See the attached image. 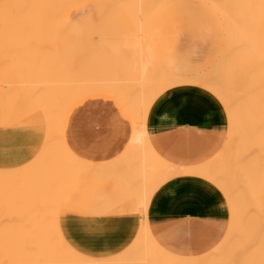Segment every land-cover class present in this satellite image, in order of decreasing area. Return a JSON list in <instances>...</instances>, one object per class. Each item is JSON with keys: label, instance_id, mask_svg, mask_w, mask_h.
Masks as SVG:
<instances>
[{"label": "bare ground", "instance_id": "6f19581e", "mask_svg": "<svg viewBox=\"0 0 264 264\" xmlns=\"http://www.w3.org/2000/svg\"><path fill=\"white\" fill-rule=\"evenodd\" d=\"M161 1L162 0H137V2L140 5H147V6L149 4L159 3ZM168 1L174 2L177 0H168ZM180 1H184V0H180ZM193 1L194 0H191L190 2L192 3ZM195 1L201 3L206 2L207 4L208 1L214 2L216 0H195ZM219 1L218 2L216 1L218 5L220 4ZM227 1L231 3V0H225V3ZM256 1H261V0H252V3L256 5L255 3ZM243 2L245 3V0H243ZM261 3H264V0ZM226 4H224L223 2L222 5H226ZM57 5H58V0H0V68L4 66L3 69L0 70V85L2 83H9V82H13L14 84H19L17 89L10 93H0V200L7 199L9 197L10 184L18 178H33L30 183L27 182L21 183L24 185H31L32 187H34L33 189H37V187H39L38 185L51 183L54 178L53 169L51 165L46 166L45 163L42 161V157L40 155L41 152L43 151L42 148L48 145L49 140H51L50 129L54 121L57 120L58 122L60 118V116L55 115V110L57 104L56 100L59 99L60 96L58 95L61 94V89L63 91V87L57 85L58 84L57 80L60 79V76H62V74H60L61 73L59 70L60 68L58 67L62 66L64 64V61L62 60L57 50L54 49V44H52V48L49 46L51 40L50 37L48 36L51 31L52 25H54V23L57 20V15L54 13V8ZM251 5H249V10L250 9L256 10V8L255 9L253 8L254 5L250 7ZM244 8H246V6H244ZM227 14L228 13H226L225 15ZM251 15L253 16V13H251ZM254 21L251 22L254 23ZM217 22L218 21H216V24H220ZM253 23H250V25H252ZM221 28L223 27L221 26ZM239 31H240L239 33H241V31L243 30H239ZM236 32H238V30H236ZM224 33H226V31ZM142 38L144 39V36ZM138 42H140V40ZM135 44L139 45L137 43ZM143 47L145 46L143 45ZM147 50H149V47ZM147 56L152 59L151 61H153V63H155L153 59V55L149 53L147 54ZM261 56H263V60L260 59L261 60L259 65L260 68L257 69H259V74L260 73L262 74L260 75L258 74L255 78H252L249 81H247V78L245 76L247 72L246 71L247 64L243 63V70L241 72V77L239 78V82H237L236 79V82L239 83V85L235 87L236 89L233 88L232 85H231L232 87L230 86L231 88H228L226 85L222 84L219 81V78L221 77L218 78V76L214 74L217 73L216 67L213 66L214 68L211 67L210 69L211 63H208L210 59H208V61L205 60L207 61L208 64H210L209 66L206 63L209 66V68L208 67L206 68L207 65H205L204 69H201L203 73V77L205 75L206 80L199 82L193 81L194 78L193 80L189 79L188 75L189 73L190 74L193 73L192 69H190L192 73L188 72V74H186L188 70H184L183 75L170 74L164 78H155L153 74L155 68L153 67L154 64L152 66L153 68L152 67L150 68L151 71L150 69H146L144 67L140 70L141 78L143 79L147 78L149 81L150 93L146 97L147 99L143 98V100H140V104L138 103L140 105L138 106L139 107L138 114L136 113L134 116H132V118L130 116V118L132 119L133 129H132V136L130 137L131 146L130 144H128L129 146L127 145L131 153V156H133V154L135 156L137 154L141 156V158H139L138 155V158L141 159V161L139 160V162L141 163L142 166L141 165L138 166H141L143 168V165H145L144 168H146L147 160L148 159L150 160L152 157H154L152 156L151 158H149L146 157L145 155L151 149L145 134V118L147 112L153 103H157L159 100L163 99L164 97L168 96L173 92L188 90L190 88H198L203 90V92L208 94L211 98L219 101V103L223 106L226 117V124H227L225 139L221 147V150L218 153H216L209 161L200 163L192 167H182V169L181 168L178 169L175 166H169L168 164H165V162L163 163L159 159L160 157L158 158L157 155L155 156L156 161H153L154 159L152 158L153 159L151 162L152 164L154 162H157L159 164L163 163L167 168L169 166V169L172 172V173L169 172L171 174V177L177 174H184L188 176H198L202 179H206L210 181L222 192L226 200L225 201L226 205L228 206L227 210H229V219L227 221V225L226 228L224 229V232L213 244H211L208 247V249L196 255H184V262L182 261V258L180 259L179 257H176L174 254L168 253L167 264H221L220 261L222 262L223 259L219 255H222L225 248H226L225 254H227V257H229L228 255L230 254V257L234 258V263L236 264L237 263L240 264L241 261L242 264H264V124H260L261 122L260 123L258 122L259 120L264 121V85H263L264 84V62H263L264 54ZM82 58H85V56H81L80 58H78L77 60L78 65H80L81 60H84ZM212 59L215 60L217 58H212ZM2 60H4L3 63H1ZM203 60L200 61L204 62ZM233 60L231 62H233ZM188 61L186 62L187 66L189 64ZM82 62H85V60ZM193 63L198 64L197 62H193ZM130 65H133V63L131 62ZM202 65L201 66L199 65L198 68L202 67ZM256 65H257V59H252V66H256ZM126 66L124 65V68ZM135 66L134 67L132 66L131 68L136 69ZM189 67L191 68V66ZM63 68L64 66L61 69ZM233 68L234 67L232 66V69ZM56 69H58L57 71H59V73L56 71ZM238 70L239 69H237V71ZM197 71L199 74L200 69ZM124 73L125 72H123V74ZM211 73H213L214 76H211L213 75ZM133 76L134 74L131 75V77ZM260 76L263 78H260ZM55 79L57 83L56 84L57 88L54 82ZM135 79H137V77ZM231 79L233 80V78ZM259 81L262 86L258 84ZM62 82L63 81H61L60 83ZM127 85H125L126 88H128ZM257 85H260L261 88L263 89H260V86ZM25 87L28 88L26 89ZM50 88L51 91H49ZM122 88L124 89L125 87L123 86ZM41 89H45V92L43 93ZM102 89L103 88H101V90ZM83 90H80V93L76 92V94H74L76 95L74 99L76 97H79L74 101V103L84 99L85 97L96 95V94H91L92 91L87 92L89 94H87L86 92L82 93ZM260 90L262 91V93ZM130 91L129 93H131ZM104 92L106 91L103 90V93ZM126 92L127 89L125 93ZM12 93L15 95L13 98H12ZM56 93L58 94L56 95ZM78 93L80 94V96L77 95ZM258 94H260V96ZM63 95L64 93H62V96ZM111 95L113 96V94ZM120 96L121 98L123 97V95ZM118 99H120V97ZM118 99L116 101H118ZM123 101H127V98L126 100ZM64 103L63 106L65 107ZM135 106H136V100H135ZM125 110L126 109H124V111ZM134 112H136V109L134 110ZM61 117L63 118V116ZM256 119L260 125L257 124ZM254 123L256 124L254 125ZM256 125H258L259 128ZM19 128H23V130H20L21 131L20 132ZM240 140L243 141L239 142ZM242 142L243 144H241ZM249 144H250V148L248 150ZM132 145H134V147L136 148H132L133 147ZM26 147L27 148L29 147L30 149H25ZM137 147L140 148L141 150L139 149L140 151H138ZM244 149L245 151H243ZM142 150L143 152L146 151L144 155L146 158H148L147 160H145V157L142 156L143 155L142 154L143 152L141 153ZM247 150L250 153H247ZM245 153L248 154V158H247V154L245 157L244 155ZM9 154L13 155L11 163H9L10 161L7 159V156ZM72 155L77 159L80 158V157L78 158L77 155L74 154ZM79 160L86 161L85 159L82 158H80ZM143 161H146L145 164H143ZM147 163H148V167H151L149 169H153L154 172L153 170H151L152 171L151 174L150 171H149L150 173H148L147 171L149 169L146 168L145 171L144 168L143 169L141 168L143 173L146 172L151 177L154 173L159 172L160 176H163V169H161L162 165L157 167L156 166L157 164L155 163L153 165L155 166L154 169L152 168L151 166L152 164L150 162ZM91 164L93 166V163ZM167 168L166 171L168 170ZM141 169H137V170H141ZM160 171L162 173H160ZM167 173L164 174L163 178L166 177ZM148 175L147 177H149ZM235 175L238 178L234 177ZM142 202L144 203V201H141L140 204L141 207L143 205ZM56 227L57 228H54L53 226L50 227L49 225L45 224L44 226L36 225L31 229H25L22 225L18 226V225H11L6 222H0V264H95L96 262H97L96 264H98V259L97 260L90 259L74 252L62 238V235L59 231V227L57 225ZM141 232L149 233V242H150L149 254L151 256L154 255L156 250L158 254L160 248L156 246L158 244L156 243L154 237L150 234L149 229L144 227V229H142ZM119 255L120 254H118V256ZM242 258L243 260H238ZM113 259H115V257ZM235 259H237L238 262L237 261L235 262ZM230 263L233 264V260Z\"/></svg>", "mask_w": 264, "mask_h": 264}, {"label": "crops", "instance_id": "0c3cea01", "mask_svg": "<svg viewBox=\"0 0 264 264\" xmlns=\"http://www.w3.org/2000/svg\"><path fill=\"white\" fill-rule=\"evenodd\" d=\"M94 97L73 104L65 125L66 147L53 149V207L56 211L58 205V227L66 244L82 256L111 259L136 243L145 222L158 246L172 254L184 257L208 249L226 228V200L206 179L184 174L171 177L169 166L192 167L221 150L227 128L223 106L198 88L173 92L151 105L145 118L151 149L142 150L141 155L154 156V160L145 157L150 163L157 155L169 165L151 163L154 169L155 163L162 165L163 176L170 172L164 179L159 172L153 177L144 172L147 177L141 156H131L133 113L125 116L109 96ZM69 217L87 222L81 232L67 229ZM147 247L142 241L132 250Z\"/></svg>", "mask_w": 264, "mask_h": 264}, {"label": "rangeland", "instance_id": "374dc122", "mask_svg": "<svg viewBox=\"0 0 264 264\" xmlns=\"http://www.w3.org/2000/svg\"><path fill=\"white\" fill-rule=\"evenodd\" d=\"M190 1L191 0H177L170 2L168 0H162L159 3L149 4L147 6L140 5L137 0H58V5L54 8V13L57 15V20L54 25H52L48 36L51 40L49 46L52 48V44H54V49L57 50L64 61V64L58 67L60 68V74H62L60 79L57 78L58 84L56 83V79L54 81L55 86L57 84L58 86L63 87V91L61 89V94L58 95L60 96V100H56L55 97L57 102L55 115L60 116V118L58 122L57 120L54 121L50 129L51 140H49L48 145L42 148L43 151L40 155L46 166L51 165L53 169V175V149H63L64 147L63 142L66 121L73 110L72 106L74 101L79 98L76 97L74 99L76 96L74 94H76V92L80 93V90L84 89L83 92L81 91L82 93L92 91L93 93L91 92V94H96L94 95V98L101 97L102 95L109 96L114 100L117 106L121 108L122 113L125 116L128 112L131 114L133 113L134 116V113H138L140 100L146 98L150 93L148 79L143 76L145 79H147L145 80L141 78L140 75V70L143 67L150 69L154 64L153 67L155 68L153 74L155 78H164L170 74L183 75L184 70H188L186 74H188V72L192 73L193 71L192 74L189 73V79L193 80L194 78L193 81L199 82L206 80L205 75L203 77L201 69H204L205 65L211 63V66L208 64L210 69L211 67L214 68L213 66L216 67L217 70H215L217 73L214 74H216L218 78L221 77L219 78V81L228 88H231L232 86L235 88L239 85L237 82H239V78L241 77L243 63L247 64V72L245 75L247 81L255 78L259 74V69L257 68H260V59L263 60V56L261 55L264 54V43H262L264 42V3H261L263 0L256 1V5L252 3V0H245V3L243 0H231V3L228 1L226 2L228 4L225 3V0H216L217 2H220L219 5L216 1H208L207 4L206 2L201 3L195 0L192 3ZM223 2L226 5H222ZM251 4L254 5L253 8H256V10H249V5ZM252 5L250 7H252ZM244 6H246V8H244ZM225 12L228 14L225 15ZM251 13H253V16ZM250 20L254 21V23ZM216 21H218L217 23L220 24H216ZM250 23H253V27L250 25ZM221 26L223 28H221ZM236 30H238V32H236ZM239 30L243 31L239 33ZM225 31L226 33H224ZM143 36L144 39L142 38ZM139 40L140 42H138ZM135 43L139 45H136ZM143 45L145 47H143ZM146 47L147 49L149 47V50H147ZM149 53L153 55L155 63H153V61H151L152 59L147 56ZM81 56H85V58H82L85 60V62H82L84 60H81V62L79 61L80 65H78L77 60ZM212 58L217 59L213 60ZM208 59H210V61L207 63ZM252 59H257L256 66H252ZM200 60H203L205 63L201 62ZM232 60L233 62H231ZM130 61L133 63V65H130ZM187 61L189 62L188 66L186 63ZM3 62L4 60L1 61V63ZM193 62H197L198 64ZM124 65L127 66L124 68ZM199 65H202V67L198 68ZM208 65L206 68H209ZM63 66L64 68L61 69ZM132 66H135L136 69L131 68ZM189 66H191V68ZM232 66L234 67L233 69ZM3 67L0 68V70H2ZM190 69H192V71H190ZM199 69L200 71L198 74L197 70ZM237 69L239 70L237 71ZM57 70L58 69H56V71ZM57 72L59 73V71ZM123 72L125 73L123 74ZM132 73L134 74V78L131 77V75H133ZM214 74L211 76H214ZM136 77L137 79H135ZM231 78H233V80ZM260 78L263 77L260 76ZM60 80L63 82L60 83ZM127 84H129L131 87ZM258 84L261 85L260 81ZM125 85H127L128 88H126ZM18 86L19 84H14L13 82L2 83L0 85V93H10L16 90ZM123 86L125 87V90L122 88ZM261 86L260 89H263ZM25 88L27 89L28 87ZM101 88L103 89L101 90ZM126 89L127 92L125 93ZM41 90L43 93L45 92V89ZM103 90L106 92L103 93ZM49 91H51V88ZM129 91L131 93H129ZM62 93H64L63 96ZM79 93L77 95L80 96ZM57 94L58 93H56V95ZM111 94H113V96ZM120 95H123V97L121 98ZM258 95L260 96V94ZM14 96L15 95L12 93V98ZM119 97L120 99H118ZM126 98L127 101H123L126 100ZM117 99L118 101H116ZM62 102L66 103H64L65 107L63 106ZM124 109L126 110L124 111ZM135 109L136 112H134ZM61 116H63V118ZM258 122H261L260 124H264L263 120H259ZM258 122L257 124L260 125ZM255 124L256 123H254V125ZM258 125L256 126L258 127ZM20 130H23V128H19V131ZM241 141L243 140H240L239 142ZM241 144H243V142ZM249 148L250 144L248 146V150ZM25 149L30 148L26 147ZM248 150L247 153H250ZM243 151H245V149ZM247 153L244 154L245 157ZM12 156V154L7 156V159L10 161L9 163L12 161ZM234 177L237 176L235 175ZM32 179L33 178H18L10 184L9 197L7 199L0 200V222H6L11 225L18 226L22 225L25 229H31L36 225L44 226L45 224L49 225L50 227L53 226L54 228H57L56 225L58 226L59 208L57 205V210L55 211L53 207L54 178L51 183L38 185L39 187H37V189H33L34 187L31 185L21 184L22 182L30 183ZM144 227L148 229L145 222L141 225L139 234L135 240V244L145 241L148 243L147 249L132 250L135 247L134 244L125 253L121 254L122 256L119 255L121 257H115L116 260L113 258L98 260V264H167V255L170 252L160 248L158 245L156 246L160 248L158 251L159 253L157 254L156 250L154 255L151 256L149 254V233L141 232ZM225 250L222 255H219L223 259V261H220V263L229 264L233 260V264H236L234 263V258L230 257V254L228 255L229 257H227ZM175 256L179 257L180 259L182 258V261L184 262L183 256ZM238 260H243V258ZM238 260L235 259V262H238ZM240 264H242V261Z\"/></svg>", "mask_w": 264, "mask_h": 264}, {"label": "snow or ice", "instance_id": "6c2138e0", "mask_svg": "<svg viewBox=\"0 0 264 264\" xmlns=\"http://www.w3.org/2000/svg\"><path fill=\"white\" fill-rule=\"evenodd\" d=\"M86 223L87 222L83 218H80V217H69L66 220L65 226L67 227V229L70 232L79 233V232L82 231V229H83V227H84V225Z\"/></svg>", "mask_w": 264, "mask_h": 264}]
</instances>
